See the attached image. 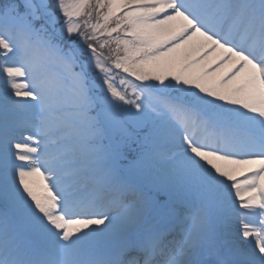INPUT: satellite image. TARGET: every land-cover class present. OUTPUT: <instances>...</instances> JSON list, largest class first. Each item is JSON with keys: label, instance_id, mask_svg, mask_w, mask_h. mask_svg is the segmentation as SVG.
I'll return each mask as SVG.
<instances>
[{"label": "snow or ice", "instance_id": "snow-or-ice-1", "mask_svg": "<svg viewBox=\"0 0 264 264\" xmlns=\"http://www.w3.org/2000/svg\"><path fill=\"white\" fill-rule=\"evenodd\" d=\"M0 83V264H264V0H0Z\"/></svg>", "mask_w": 264, "mask_h": 264}]
</instances>
